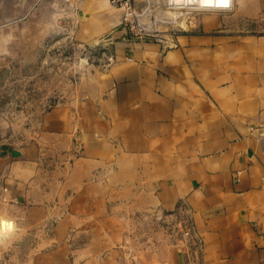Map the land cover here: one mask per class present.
Listing matches in <instances>:
<instances>
[{"label":"crops","instance_id":"0c3cea01","mask_svg":"<svg viewBox=\"0 0 264 264\" xmlns=\"http://www.w3.org/2000/svg\"><path fill=\"white\" fill-rule=\"evenodd\" d=\"M191 26L116 31L99 52L112 63L88 67L35 138L0 146L18 264H190L169 225L181 201L203 264H264V0Z\"/></svg>","mask_w":264,"mask_h":264},{"label":"rangeland","instance_id":"374dc122","mask_svg":"<svg viewBox=\"0 0 264 264\" xmlns=\"http://www.w3.org/2000/svg\"><path fill=\"white\" fill-rule=\"evenodd\" d=\"M148 7L146 0H130L126 7L113 0H0V146H22L46 111L72 99L88 67L106 62L99 55L106 47L102 39L109 43L118 30L139 37L140 28L151 31L149 39H166L213 12L174 14V20L158 19L148 28L142 21ZM129 11L136 16H127ZM19 206L0 200V264H18L23 257L19 219L9 214Z\"/></svg>","mask_w":264,"mask_h":264},{"label":"built area","instance_id":"2783aa9c","mask_svg":"<svg viewBox=\"0 0 264 264\" xmlns=\"http://www.w3.org/2000/svg\"><path fill=\"white\" fill-rule=\"evenodd\" d=\"M115 4L123 5L124 7L130 5V0H113ZM128 13V12H127ZM127 16H129L127 14ZM142 34L139 36L142 39H149L151 31H148L144 28H140ZM167 39V38H166ZM160 39V40H166ZM113 56H106L105 66L109 65L113 61ZM177 218L171 225V231L175 232L179 240L183 243L184 249L186 251L187 257L190 261V264H203V247L204 241L201 237L196 234V225L191 215V209L189 206L181 201L178 204L176 210Z\"/></svg>","mask_w":264,"mask_h":264},{"label":"bare ground","instance_id":"6f19581e","mask_svg":"<svg viewBox=\"0 0 264 264\" xmlns=\"http://www.w3.org/2000/svg\"><path fill=\"white\" fill-rule=\"evenodd\" d=\"M149 3V7L144 11L143 22L148 28L153 27L155 20H163L169 22L175 19V15H186L192 10H229L232 9L235 0H226V3H222L221 0H146ZM155 6V7H154ZM129 16H136V12L129 11ZM14 21V20H10ZM7 23H11V22ZM108 40L102 39V44L107 43Z\"/></svg>","mask_w":264,"mask_h":264},{"label":"snow or ice","instance_id":"6c2138e0","mask_svg":"<svg viewBox=\"0 0 264 264\" xmlns=\"http://www.w3.org/2000/svg\"><path fill=\"white\" fill-rule=\"evenodd\" d=\"M206 2H210V0H206ZM222 3H226V0H221Z\"/></svg>","mask_w":264,"mask_h":264}]
</instances>
